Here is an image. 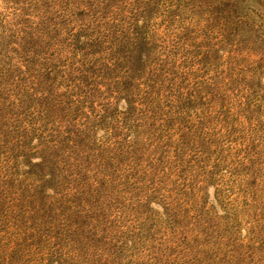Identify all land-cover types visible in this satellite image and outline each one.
Returning <instances> with one entry per match:
<instances>
[{"label":"rangeland","instance_id":"1","mask_svg":"<svg viewBox=\"0 0 264 264\" xmlns=\"http://www.w3.org/2000/svg\"><path fill=\"white\" fill-rule=\"evenodd\" d=\"M83 25L147 56L54 143ZM0 264H264V0H0Z\"/></svg>","mask_w":264,"mask_h":264},{"label":"trees","instance_id":"2","mask_svg":"<svg viewBox=\"0 0 264 264\" xmlns=\"http://www.w3.org/2000/svg\"><path fill=\"white\" fill-rule=\"evenodd\" d=\"M87 27L83 25L81 28L73 31L71 36V58L70 67L72 71L67 77L68 87L64 94H54L52 97L51 108L56 112L59 121L67 118L68 124L66 131H59L54 143H83L89 136L92 127H88L89 123L99 122V118L103 121L105 115L109 113V105H101L100 111H96L95 99L101 95V89L97 85L99 81L104 79L110 72L117 69L115 61L111 60H127L130 58L129 72L137 71L138 68L145 63L147 39L143 30L139 25H135L131 34L126 37L125 42L128 50L122 52L113 43L114 37L108 36V41L103 42L100 39H92L88 36ZM100 31L97 30L96 33ZM105 44H108L104 48ZM107 57H112L104 61L98 60V53ZM123 53V54H122ZM81 56L80 61H76V57ZM133 79V78H132ZM124 92V91H122ZM128 114L135 111V105L132 99H126ZM90 105L87 113L86 107ZM92 109V112H91ZM100 113V114H99ZM107 117H109L107 115ZM80 121V122H79ZM79 122V123H78Z\"/></svg>","mask_w":264,"mask_h":264}]
</instances>
